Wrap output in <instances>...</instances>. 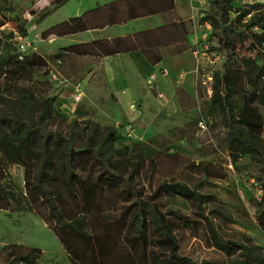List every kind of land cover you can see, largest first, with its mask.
I'll return each mask as SVG.
<instances>
[{
    "label": "rangeland",
    "instance_id": "rangeland-1",
    "mask_svg": "<svg viewBox=\"0 0 264 264\" xmlns=\"http://www.w3.org/2000/svg\"><path fill=\"white\" fill-rule=\"evenodd\" d=\"M106 1L110 0H64L62 3L0 0V116L5 117L3 126L10 127L8 117L14 122L38 120L47 131L70 133L74 146L80 150L91 140L116 128L121 136L115 141L120 151L114 159L133 186L150 195L164 179L186 181L206 194L204 210L225 236L257 245L256 250L264 252V229L258 219L264 208V163L255 161L249 154L235 161L232 159L228 128L222 123L217 104L212 101L216 75L227 66H242L243 55L256 57V62L248 68L255 74L264 68V47L250 49L246 41L236 49L226 50L212 35V27L208 45L204 43L203 46L209 54L215 51L221 55L213 64L207 61L214 74L213 80L206 81L202 69L196 84L199 96L193 107L177 111L175 104L167 99H162L158 105L154 90L143 78L105 84L99 66L100 56L73 52L69 46L74 42L71 35L43 34L54 23ZM194 1L198 2V10L190 7V0H178L180 13L176 8L173 13H162L165 21L170 23L190 16L200 18L209 0ZM258 1L264 2L233 0V3L238 7ZM185 23L190 27L192 18ZM142 24V21H132L128 28L139 29ZM15 29L25 37L26 54H38L46 63L25 67L15 61H5L17 47L12 37ZM53 95L56 98L49 103L46 98ZM235 98L239 113L245 92L238 93ZM133 103L136 108L131 107ZM255 104L264 120V101ZM200 121L205 126H201ZM128 127L133 128V134H128ZM261 133L264 137V125ZM36 136L32 150L25 155L28 159L25 162L14 161L0 148V264L17 263L15 258L8 260L9 246L14 244L41 249V255L33 264H76L74 258L78 257L66 249L54 230L56 221L45 199L49 192L54 194L64 219L80 216V211L85 210L93 230L104 234L103 240H106L105 230H110L118 247L108 254L107 263L124 262L123 239L115 225L107 226L111 220L119 223L121 205L129 198L124 180L107 171L89 151L80 152L75 167L79 181L74 193L66 182L58 150L50 145L48 163L42 161L40 152L45 150V140L39 134ZM42 170L45 173L40 179L38 174ZM35 183L47 192L41 191ZM155 200L171 218L180 251L198 262L209 259L228 264L227 254L213 243L207 220L196 200L179 194H161ZM123 238L138 264H157L158 258L164 256L165 246L153 223L147 226L146 233H141L138 223L129 219ZM14 250L21 252L23 248ZM18 262L25 264L23 260Z\"/></svg>",
    "mask_w": 264,
    "mask_h": 264
},
{
    "label": "trees",
    "instance_id": "trees-1",
    "mask_svg": "<svg viewBox=\"0 0 264 264\" xmlns=\"http://www.w3.org/2000/svg\"><path fill=\"white\" fill-rule=\"evenodd\" d=\"M64 0H54L62 3ZM176 8L175 0H110L99 3L86 9L81 14L71 15L60 20L46 30L44 35H65L89 28L101 27L107 24L126 21L128 19L149 15L152 13H173ZM235 11V15L231 13ZM252 15L247 19V16ZM200 21H209L213 27L212 35L217 37L222 48L236 49L239 44L248 41L250 49H262L264 47V2H252L236 7L233 0H209V6L200 17ZM189 29L184 19L172 21L163 25L143 29L127 35H119L111 38H97L89 41H81L69 44L75 53L91 55H106L116 52L139 49L153 63L160 61L163 54L161 45L174 43V51H182L188 47L187 33ZM14 48V47H13ZM20 50L15 49L6 57V62H18L21 66L30 67L43 65L46 60L38 54H24L21 58ZM242 66H227L216 75L212 101L217 104L223 117V124L228 128V149L232 159L238 160L241 156L249 154L255 161L264 163V137L262 128L264 125L263 114L257 104L264 101V68L255 74L248 68L256 62L253 55L241 57ZM214 77V74H213ZM251 85V88H248ZM245 92V101L241 112H236V95ZM56 96H49L46 100L52 103ZM0 116V148L14 161L25 162L26 154L32 150V145L39 134L45 140L44 151L40 152L42 161L48 163L49 148L62 158V170L69 189L76 193L75 185L79 181L76 171L77 154L89 151V153L103 164L105 169L114 176L124 180V188L129 198L121 205L118 222L111 220L110 226L117 227L121 236L123 251L126 259L121 264H138L130 246L124 241L123 234L128 226L129 219L138 223L141 233H146L147 226L153 223L160 241L164 244V256L158 258L157 264H222L219 261L204 259L198 262L180 251L178 238L174 226L167 212L163 211L155 200L161 194L183 195L197 201L202 209V215L206 218L213 243L228 256V264H264V252L257 251V245L249 244L244 240L225 236L214 219L204 210L203 200L206 194L192 187L182 179H164L155 191L145 195L140 188L133 186L128 176L121 170L114 159L119 148L115 141L121 136L116 128H111L97 140H91L81 150L74 146L70 133H60L57 130L47 131L38 121H16L7 118L9 128L3 126ZM52 145V146H50ZM45 170L38 174L43 178ZM41 191L46 190L39 183H35ZM0 189V193H1ZM47 192V191H46ZM45 192V193H46ZM45 199L50 206V215L56 221V234L67 250L72 251L78 257L76 264H108L107 256L115 251L117 242L113 241L112 232L105 230L106 240L102 239L99 231L93 230L88 218V211L81 210L82 215L71 216L64 219L54 194L46 193ZM264 201V197H263ZM258 219L264 229V208L260 210ZM120 239V238H119ZM118 240V238H117ZM116 242V243H115ZM22 249L17 252L14 250ZM41 249L24 245H10L9 259H16L13 264L35 263V258L41 255ZM9 261V262H10Z\"/></svg>",
    "mask_w": 264,
    "mask_h": 264
},
{
    "label": "crops",
    "instance_id": "crops-1",
    "mask_svg": "<svg viewBox=\"0 0 264 264\" xmlns=\"http://www.w3.org/2000/svg\"><path fill=\"white\" fill-rule=\"evenodd\" d=\"M175 2L176 9L178 13H180L178 0H175ZM190 2L191 8H198V2L194 0H190ZM86 9L81 11V13ZM191 18L192 23L190 27H188L189 31L187 33L188 47L182 51H174V43L161 45L160 50L163 57L156 63L151 62L139 49L100 56L99 66L101 67L103 82L105 84H116L119 81L126 82L128 78H132V82L136 81L135 79L141 80V78H143L154 90L158 98V105H160L162 99H167L175 104L177 111H180L186 106H189L187 108L191 110L195 100H197L199 96L196 88L197 78L202 72V69L204 70V67L207 65L208 59L210 60L209 56L203 51L205 48L203 45L208 42V36L212 31V25L209 21H200V18H197V16L184 17L187 21ZM132 21H142V23H144L142 26L147 27L139 29H134L133 27L130 29L128 27ZM165 23L166 21L162 13L157 12L134 17L122 22L69 33V35L72 37L71 40H74L72 43H75L97 38H111L119 35H127L139 30L157 27ZM78 35L79 38L77 37ZM199 45L201 50L198 56L194 52V48ZM157 70H160L161 74L158 73ZM202 74L204 73L202 72ZM123 91H125V89H123Z\"/></svg>",
    "mask_w": 264,
    "mask_h": 264
},
{
    "label": "built area",
    "instance_id": "built-area-1",
    "mask_svg": "<svg viewBox=\"0 0 264 264\" xmlns=\"http://www.w3.org/2000/svg\"><path fill=\"white\" fill-rule=\"evenodd\" d=\"M14 32L12 33V37L14 38V40L16 41L15 42V44L17 45V48L20 50V57L21 58H23L24 57V54H25V52H26V50H27V47H26V43H25V41H24V35L23 34H21L20 32H18L16 29L15 30H13ZM207 44V43H206ZM205 44V46H207ZM200 50H201V48H200V45L198 46V47H196V48H194V52L196 53V55H198L199 56V54H200ZM204 51V53L205 54H207L208 56H209V58H210V62L213 64L214 62H216L217 61V59L218 58H220V53H218V52H215V51H213V52H211V54H209L208 52H207V49H204L203 50ZM204 74H205V76H206V81H210V80H213V72H212V70H211V68H210V66H209V64L208 65H206L205 67H204ZM212 88V85H211V87H210V89ZM131 107L132 108H136V103H133L132 105H131ZM200 125L201 126H205V124H204V122L203 121H200ZM134 132H133V128H129L128 127V134L129 135H131V134H133Z\"/></svg>",
    "mask_w": 264,
    "mask_h": 264
}]
</instances>
